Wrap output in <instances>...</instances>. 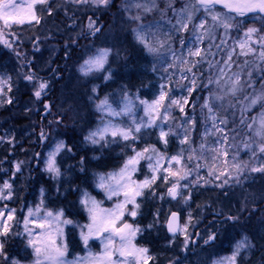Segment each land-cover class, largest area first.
<instances>
[{"label": "trees", "instance_id": "16d2710c", "mask_svg": "<svg viewBox=\"0 0 264 264\" xmlns=\"http://www.w3.org/2000/svg\"><path fill=\"white\" fill-rule=\"evenodd\" d=\"M116 3L117 0H108L107 5H95L93 8L82 7V9L77 4L78 7L75 10L72 6L76 5H70L65 0H46L34 7L39 17L38 23L12 24L8 31L11 36L5 37L8 44L0 43V75L8 78V84L3 86V93L0 94V130L14 133L12 147L9 148L6 143L0 146V160L6 159L2 166L7 170L10 168L9 160H7L10 157L8 153L10 151L11 155L14 154L17 157L31 156L30 160L36 159V152L41 150V143L46 145L52 139L55 129L66 145L63 152L64 163L67 165L65 189L61 197L57 195L56 204L63 207L64 217L71 220L72 224L85 221L80 207L76 205V193L79 188L90 187L89 182L93 172L107 170L121 163L126 155L143 144V135L148 131L143 129L138 134L134 133V137L138 139L136 142L135 139L128 141L112 139L98 155L89 147L87 148L81 139L85 128L94 121L91 106L86 103V97L89 96L91 89L87 82L71 74L75 58L65 60L73 55L74 49L81 51L84 36H88V40H91L105 27L114 32L113 18L108 15L110 12L119 13L116 10L120 7ZM215 10L221 11L216 7ZM114 15L109 16L115 17ZM258 18L264 20L262 16ZM90 22L93 28H89ZM94 27L99 31L94 32ZM110 43L113 45L112 50H116L113 51L116 62H113L114 56L111 54V58L108 59L110 66L112 65L110 77L107 81L98 82L95 90L96 97L134 90L139 96H147V89L157 88L156 71L151 68L153 59L147 54L144 46L133 41L129 27L124 26L121 41L117 43L110 41ZM210 45H213L211 51L209 52L208 49L204 51L205 60H208L210 53L212 55L208 65L203 67L200 63L196 68L191 67L194 73L192 81H196L197 87L191 94L189 90L186 92L187 103L190 102L192 105L188 112L193 114L190 118L189 131L191 147L208 143L210 136L209 134L207 138H203L199 133L201 125L199 112L202 109L203 96L208 93L210 87L208 84L210 64L213 65L216 58L217 49L214 46L217 45L216 41ZM29 75L33 76L32 80L26 79ZM41 82H46L48 87L42 92L40 98H37L34 93ZM189 85L191 86V83ZM239 97L240 95H237L231 100L239 99ZM230 105L235 106L233 102ZM230 105L226 104L224 107L226 111L218 116L224 121L236 115L235 112H230L231 109L228 110ZM169 114H171L173 125L180 123L174 110L171 109ZM250 119L252 116L246 117L245 124ZM231 124L234 122L231 121ZM231 124L224 123L223 134H227V131L234 132L232 128L230 131V127L234 128ZM243 132L246 133L242 128V136ZM148 134H153V130H150ZM171 137L169 135L167 139L170 141ZM235 138L239 137L231 134L230 142ZM193 141L194 144H192ZM200 162H198L199 165ZM33 163L34 169L30 172L32 175L36 173L39 166L38 160ZM29 164L31 165L32 161ZM36 175L34 182L42 180V183L49 182V179L44 180L42 174ZM239 177L236 183H231L229 179L225 184L226 178L217 180L214 175L206 176L201 177L200 182L191 186L188 195L190 198L187 197V203L185 202L181 208L184 210L188 208L190 214L199 219L197 229L192 232L182 254L186 264H206L209 253L228 252L232 246L231 230L233 228L245 230L254 243L251 257L246 261L239 259L238 264H253L255 260L264 257V173L244 172L240 173ZM164 187V183L156 180L150 188L143 191V195L137 198L140 207L139 214L135 217V224L141 228V231L136 235L134 242L148 248L149 257H151L148 264L169 262L167 257H170L175 247L181 246L182 238L177 235L174 236L173 242L167 245L171 236H167L164 232L162 222L166 217L165 209L161 201L157 199L158 193L166 197ZM26 193L21 194L22 197L19 198L22 200L26 198ZM168 202L176 203L173 200ZM180 213L182 221L184 213L182 210ZM72 224L66 226L64 238L69 250L71 247L73 252H80L76 233L71 229ZM213 234L215 239L209 241V236ZM20 240L12 231L8 232L3 239L1 238L0 243L4 246V254L0 255V264H12L10 258L21 261L26 259V252L23 250L17 252L24 245V242ZM205 241L208 242L205 243ZM6 257L9 260H5Z\"/></svg>", "mask_w": 264, "mask_h": 264}, {"label": "rangeland", "instance_id": "374dc122", "mask_svg": "<svg viewBox=\"0 0 264 264\" xmlns=\"http://www.w3.org/2000/svg\"><path fill=\"white\" fill-rule=\"evenodd\" d=\"M46 0H44L45 2ZM66 2L76 5L72 6L75 10L79 6L80 9L82 7H90L93 8L96 4L91 3V0H88V2H77V0H65ZM19 2V0H18ZM39 4V3H37ZM35 4V5H37ZM78 4V6H77ZM34 5V7H35ZM117 6L120 7L119 10H116V12L119 11V13L110 12V14H115V17H111L108 15V17L113 18L112 27L114 29V32L107 30L108 27H105V29H102V32H100L98 35L94 36L91 40H88V36H84V42L83 46L81 47V51L78 49H74L73 55L68 56V58L65 61L71 60L72 58H75V60L72 63V71L71 74L82 80L83 82H87L89 84V87L91 89V92H89V96L86 97L87 101L86 103L91 106L92 110V117L94 118V121L91 123L90 126L85 128V131L81 135V139L83 140V144L88 148H90L92 151L96 152V155L102 152V149L107 145L108 142L112 141V137H108V142L106 144H96L93 145L91 143H88L85 141L84 137L88 135V133L94 129L97 128V126L100 124L101 120V113L97 110V105L100 103L101 100L107 98L109 103L113 105V107L119 109V107L122 106L124 97L127 96L129 99L133 102V111L135 113V119L137 122L140 121V119L145 117V105L141 103V101H146L148 104H151L153 101H156L161 91L166 93L165 100L163 102V105L160 108V119L157 120V123H161L163 114L165 112V109H168L167 115L168 120L162 121L164 130L168 131L169 129L172 130L171 134V140L167 144H164L159 139V127H151V128H142L147 129L143 135L142 141L143 144L135 148V152L143 151L145 148L154 147L157 152L165 157V159L170 158L171 156L178 155L181 152H183V161L182 165H173V170H179L181 167H183L185 170L190 171L191 174L186 177L185 179L180 180V195L176 199H173L168 195V189L172 186V184L176 183L177 177H169L166 181L164 179V172L161 171L158 174L157 181H161V183L165 184L164 192L166 194V197L164 198L163 194L158 193L157 199L158 201H161L163 208L165 209L164 214L167 215L169 210L175 209L180 213V210H182V213H184V219L180 221V228L184 229V226L187 225V228L184 231H179L177 236H180L182 238L181 246L180 248H174L171 252L170 257H167L170 261L164 262L163 264H186V261L184 260L182 254L184 253L187 244H186V238L187 243L192 236V232L194 229H197V222L199 218H194L192 213L190 214V211L188 208L184 210V208H181L185 202L187 203V197L190 194V188L194 184L200 182L201 177H208L209 171L212 170L215 175H219L220 172H223L225 167L228 168L229 172L233 174L232 177H229L227 173L220 177L230 179L231 183H236L237 179H235L236 170L232 167L233 164L239 163L240 165L244 166V170L240 173H248L252 172L251 168H259L262 165H264V153H261L259 151V146L261 144H264V138L256 136L255 128L258 126V118L261 114V112H264V102H259L255 106H252L248 111L244 112L243 119H246L248 116H252V119L248 120L247 123L243 124L241 123V108L244 107L248 102L245 101L246 96H255L256 94L260 92H264V59L260 58L261 51H264V48H261L260 43H256L261 37H264V20L261 18H258L257 15H249L248 17H236L232 23L233 27L228 30L227 34L225 33V29L222 26H212L211 17L208 13H206L203 9L197 10L195 5L196 2L194 0H117L116 3ZM137 5H143V7H137ZM97 6H104V5H97ZM72 8V10H73ZM145 8L150 9L148 11L145 10ZM187 8L189 11L193 14V19L191 22L188 23V29L187 30H180L177 31V21L181 19V12ZM35 11V9H34ZM215 13H223L219 12L217 10L214 11ZM36 14V12H35ZM140 17L138 20L133 19V17ZM207 19V26L212 31V38L210 39L207 35L204 36L203 41L200 43H196V36L200 33V29H197L194 27V25H198L200 23L201 19ZM88 20V18H86ZM35 22V21H32ZM31 22V23H32ZM28 22L24 23L27 24ZM109 24V23H108ZM130 28V34L131 38H133V41L136 43H139L136 39L135 31L136 29L140 28L141 30L147 32L150 34L149 39L150 42L153 44V46L158 48V51L156 53H149L147 51V54L150 56V58L153 59L151 62V68L152 70H155V79L157 82V88L147 89L146 93H148L147 96H139L136 90L133 92L130 91L128 93H119V94H113L108 96H99L96 97L95 91L96 87L98 86V82H104L107 81L105 77H110L111 74V68L108 59L114 56L113 62H116L115 54L113 53L114 50H112L113 45L110 43V41H113V43H117V41H121L123 39V32H124V26ZM249 28H255L258 31L256 33L252 34L251 37V47L254 49V51L248 55H241L240 48L238 47V42L245 39V32ZM9 29L10 27H5L3 22L0 21V30H3L4 32V38L11 36L9 35ZM96 29V27H94ZM93 29V30H94ZM80 30V29H79ZM116 30V31H115ZM218 31V32H217ZM111 39V40H110ZM221 39L226 40V44L223 46L222 49L216 50V58L214 61V64L212 67H210V75L209 79H215V77L218 74V68L224 67V61L228 58V52L232 51V64L230 69H225L227 76H231L232 73H239L241 82L244 84V90L238 93L237 95H240L239 99L236 98V100L231 98L233 96H225L223 99L222 104L220 102L213 103V110L217 116V125L221 129V131H216V129L213 128V124L211 119H209L208 110L206 108L200 109V128L199 133L201 137L207 138L208 135V143H205L206 147L209 149V151H206L204 153H201L199 150V145H195L196 147H191L189 142L187 144H181L180 141L183 139L185 130L187 131V134L189 136V131L191 129L190 124V118L193 117V114L188 112V110L191 108V103L184 104V100L186 97V92L190 87V83L192 81V78L194 77L193 71H187L188 68H196L197 65L200 63L203 64V67L209 63V59H211L210 56L211 53L208 56V60H205V50L209 48L210 43L213 44V41H216V44H221ZM110 40V41H109ZM181 40H183L185 43L182 45ZM163 42V43H160ZM3 43V42H0ZM141 44V43H140ZM142 45V44H141ZM143 46V45H142ZM145 48V47H144ZM189 48H191L193 51H195L196 48H200L202 55L204 56V59H201L200 57L196 56H190L189 55ZM100 49H109L110 54L107 58V62L105 63L103 69L99 71H93L87 76H84L80 71V66L83 63L85 59H87L89 56H93L97 53ZM53 50V47H52ZM234 50V51H233ZM116 51V50H115ZM114 51V52H115ZM206 53H209L206 51ZM181 61H188L186 64H182ZM199 61V63H197ZM64 62V61H63ZM195 65V66H193ZM192 69V68H191ZM249 73H251V77H249ZM227 76L225 78H227ZM0 77H2L0 75ZM172 77V78H171ZM5 80H8V78L4 77ZM251 84V87L248 86V84ZM189 85V87H188ZM209 91L208 93H205L203 96V104L205 98L209 96L210 92L216 93L218 95H222L223 93L220 92L215 84L209 85ZM8 88V87H7ZM155 89V90H153ZM71 100L72 97H71ZM172 100H177L180 102V104H183V111L180 109V104H172ZM187 100V99H186ZM188 101V100H187ZM72 102V101H71ZM234 103L235 106L232 107L230 105L231 103ZM237 102V103H236ZM202 104V105H203ZM228 104L230 107L228 110L235 112L234 118L231 117V119H225L226 123H230L231 121L234 122V128L233 126L230 127L234 130V132L227 131V134H223V125L220 124L219 121L223 120L220 116V113L225 112L226 109L224 108L225 105ZM201 105V106H202ZM174 110L176 114L179 117L180 123H177L176 125H173V121H171V114H169L170 110ZM257 118L256 122L254 123V119ZM204 121V125L203 124ZM116 123H118L121 127L125 128H131L133 127L131 118L128 116L124 117H117ZM171 123V124H170ZM247 124H253V128L249 129L247 127ZM229 125V124H226ZM230 125V126H231ZM225 126V125H224ZM241 126L246 131V133L243 132V136L241 133ZM201 129V130H200ZM150 130H153V134H148ZM210 130V131H209ZM53 131V137L52 139L46 144L41 143V150L37 151V158L30 160L31 156L29 157H17L14 154L11 155V151L8 152L10 154V157H8L7 160H9L10 168L7 170L6 168L2 166L3 160H0V184L3 183V181L7 180L9 183L12 184V196L11 199H5L0 200V210H4L5 215L4 217L0 219H7L8 210L14 209L15 212L13 213V219L8 221L9 225V232H14L15 236L17 238H20L22 242H24L23 247L19 248L17 252H20V250H23V252L27 253L26 259L24 261L18 260V259H11L10 261H18V264H34L35 256L32 247L28 245V235L25 232V216L28 214V209L33 208L35 209L37 205L41 204V201H43V205L41 208V211H57L60 209H63L60 205L56 204L57 197H61L64 191L65 187V177L67 176L66 170L67 165L64 163L65 156L63 150L57 155L56 162L61 170V175L58 179H54L50 173H48L45 170V161L48 156V153L51 152L55 145L63 141L61 136L56 132L54 129ZM208 131V135L205 136V132ZM248 133V134H247ZM232 135H235V140L230 142V137ZM134 135V133H133ZM225 137H227L225 141ZM14 138L13 132H7L5 130H0V146L6 143L8 147H12V141ZM120 140H123L120 137H117ZM137 137H135V142L137 141ZM218 141L220 143H218ZM64 142V141H63ZM194 144V141L192 142ZM249 145V147H245V145ZM224 146L228 150V157H227V164L224 163V158L222 156H218L217 159L213 160V156H217V153L214 151H211L212 149H216L218 147ZM193 149H195V153H193ZM135 152L132 150L128 155H126L122 162L119 163L117 166L111 167L107 170H100L98 172H93L92 177L90 179V187H80L79 190L76 193V205L80 207L81 212L83 216L85 217V221L83 223H77L71 225V229L76 233V241L77 244L80 245V252H73L67 248L66 250V256L65 259L67 261H73L76 259V257H83L87 255L89 251H91L94 255L100 254L103 251V243L99 238L92 237L88 241L87 247H85V244L81 238V231L83 230L85 233L87 232V229H82L80 226L86 225L90 223L89 215L87 210L81 205L80 201L82 197L84 196V193L88 194V197L95 199L96 201L100 202V206L102 208H113L116 203L123 200V195L121 194L120 197H113L111 200L107 199L105 192L97 187L98 183V175L99 174H108L112 172H118L124 165V163L128 160L129 157L134 156ZM5 156V155H4ZM189 156H193V160L189 161L187 158ZM200 156V160L196 159V157ZM235 158V159H233ZM35 160H38V170H36V173L34 175L30 174V172L34 169L32 167L34 165L33 162ZM32 161V164L30 165L29 162ZM200 162V166L197 169V164ZM20 164V170L16 171V164ZM149 161L147 159H141L140 163L137 165V171L133 174L132 179L135 181H143L145 178H150L152 175L151 170L148 167ZM167 167V164L164 165ZM2 168L4 170H2ZM15 173V175H13ZM239 173V175H240ZM264 173V172H262ZM36 174H42L44 180L49 179V182L42 183L40 182H34L36 180L37 175ZM204 174V176L202 175ZM206 174V176H205ZM214 175V177H215ZM27 176V177H26ZM240 178V177H239ZM184 185H187V188L183 187ZM41 190H43V195H41ZM145 190V189H144ZM143 190V191H144ZM27 192V199L24 198L22 200L21 194ZM6 195V193H5ZM58 195V196H57ZM163 195V196H162ZM32 196V197H29ZM138 198V197H137ZM173 200L176 203L168 202ZM177 200V201H176ZM137 202V199H136ZM131 205L128 206V209L131 210ZM64 212V209H63ZM139 214V209H138ZM137 214V215H138ZM64 219H66L63 216ZM165 219V218H164ZM123 220L129 224H132L134 228H139L137 224H135V217H131L125 214L123 217ZM164 221L162 222L163 225ZM255 223V222H254ZM253 223V224H254ZM68 225V224H67ZM67 225H61L63 229V236L62 238H58V244H66L65 241V228ZM253 226V225H252ZM29 228H35L34 225L29 224ZM164 227V225H163ZM194 227V228H193ZM254 230L256 229V223L254 224ZM141 229V228H139ZM36 232H40V229H35ZM195 232V231H194ZM232 243L230 246V250L226 253H209V258L207 260L206 264H214L215 261H219L222 258L229 257L232 255L235 245L238 241L247 238V244L248 246L245 249H242L240 252V255L237 257L236 264H238L239 259H242L243 261L248 260V258L251 257V252L254 248V243H252L250 239L249 233H247L245 230H237L232 229ZM138 234V233H137ZM5 235H0L3 239ZM136 238V237H135ZM174 240V237L171 236L169 242L167 245L172 243ZM133 243L138 248H145L133 241ZM116 244L119 245V241H116ZM75 248V247H74ZM148 250V248H146ZM150 252H147V256H149ZM154 256V255H153ZM264 258V257H263ZM263 258H260L259 260H255L253 264H264ZM115 259V257H114ZM5 260H9L8 257H6ZM254 261V260H253Z\"/></svg>", "mask_w": 264, "mask_h": 264}, {"label": "snow or ice", "instance_id": "6c2138e0", "mask_svg": "<svg viewBox=\"0 0 264 264\" xmlns=\"http://www.w3.org/2000/svg\"><path fill=\"white\" fill-rule=\"evenodd\" d=\"M44 0H0V21L3 22L5 27H11L12 24H24L26 22L31 23L32 21L39 22V17L35 14L34 5L37 3H43ZM77 2H88V0H77ZM91 3L96 5H107L108 0H91ZM222 5L226 10L223 13H215L214 9L216 5ZM137 7H143V5H137ZM196 9H203L211 17L212 26H222L227 34L228 30L234 25L232 21L236 17H245L248 14H264V0H196ZM146 11L150 10L145 8ZM234 14V15H233ZM181 19L177 21V31L187 30L188 23L192 21L193 14L187 8L182 10ZM140 17H133V19H139ZM195 28L200 29V33L196 36V43L203 41L204 36L212 38V31L207 26V19H201L198 25H194ZM89 28H93V24L89 23ZM99 29H94V32H98ZM136 34V39L141 43L149 53H156L158 48L153 46L150 42V34L141 30L140 28L134 30ZM258 30L255 28H249L245 32V39L238 42V47L240 48L241 55H248L254 51L251 47V37L253 33ZM0 42L8 44V41L4 38L3 30H0ZM163 43V42H160ZM185 42L181 40L183 45ZM256 43H260L261 48H264V37H261ZM226 44V40L221 39V44L214 45L217 49H222ZM11 45H9L10 47ZM209 45L208 51H211ZM234 51V50H233ZM110 54L109 49H100L93 56H89L83 61L80 66V71L84 76L89 75L93 71H99L103 69L107 58ZM189 55L200 57L204 59L201 49L196 48L193 51L189 48ZM233 52H228V58L223 62L224 67L218 68V74L215 79L210 78L208 81L209 85L215 84L217 89L222 92V95L210 92L209 96L205 98L202 108L208 110L209 119H211L213 128L216 131H221L217 125V116L213 110V103L220 102L222 104L225 96H237L238 93L244 90V84L241 82L239 73H232L231 76H227L225 69H230L232 64ZM260 58L264 59V51H261ZM182 64L188 63V61H181ZM199 63V61H197ZM195 66V65H193ZM210 67L212 65L210 64ZM188 68L187 71H191ZM227 76V78H225ZM251 77V73H249ZM109 77H105L108 79ZM28 80H32L33 76L29 75L26 77ZM8 84V80L0 77V94L3 93V86ZM9 90H10V85ZM251 87V84H248ZM48 87L46 82H41L39 88L35 91L34 95L40 98L42 92ZM197 87L196 81H191V86L189 87V94ZM207 87V85L205 86ZM95 91V89H94ZM166 93L161 91L159 98L148 104L146 101H141L145 105V118H141L139 122L135 119V113L133 111V102L127 96L124 97L123 104L119 109L113 107L109 103L108 99L105 98L100 101L96 106L97 110L101 113L100 124L96 129L90 131L87 136L84 137L85 141L93 145L96 144H106L108 142V137L111 136L113 140L120 137L125 141L130 139H135L133 133H140L142 128L159 127V139L167 144V137L172 133V130H164L163 122L168 120L167 111L162 117L161 123H157L160 119V108L165 100ZM245 101L248 103L241 108V123L244 124L243 119L244 112L248 111L252 106H255L259 102H264V92H260L255 96H246ZM9 103L11 100L9 99ZM188 101L185 99L184 104ZM172 104H180L177 100H172ZM47 107V106H46ZM180 109L183 111V104H180ZM128 116L131 118L133 127L125 128L121 127L116 123L117 117ZM254 123L257 118H253ZM220 124L226 123L224 120L219 121ZM249 129L253 128V124H247ZM210 131V130H209ZM256 136L264 138V112H261L258 118V126L255 128ZM208 135V131L205 132V136ZM43 138V133L41 134ZM225 141L227 137L224 138ZM189 142V136L185 130L183 139L180 141L181 144H187ZM218 143H220L218 141ZM66 145L63 141L58 142L54 149L48 153L45 161V170L52 175L54 179H58L61 175V170L56 162L57 155L64 150ZM249 147V145H245ZM70 150V149H69ZM201 153L209 151L205 144H201L199 147ZM135 152V149H133ZM195 153V149L192 150ZM217 153V156H213V160L217 159L218 156L224 158V163L227 164L228 150L226 147L221 146L216 149H212ZM259 151L264 153V144L259 146ZM193 156H189L187 159L189 161L193 160ZM141 159H147L149 161L148 167L152 172L150 178H145L143 181H135L132 179L133 174L138 170L137 165L140 163ZM183 152L178 155L171 156L165 159L160 155L154 147L145 148L143 151L135 152L134 156L128 158L124 163L123 167L118 172H112L108 174H99L97 179V187L102 189L107 199L111 200L113 197H120L123 195V200L119 201L114 205L113 208H102L100 202L93 198L88 197L87 193H84L80 203L87 210L89 215L90 223L80 226L82 229L86 228L87 232L81 231V238L85 244L88 245V241L92 237L99 238L103 243V251L100 254L94 255L91 251L83 257H76L73 261H67L65 259L67 245L58 244V238H62L63 229L61 225L72 224L71 220L64 219L63 209L53 211H41L43 201L40 205H37L35 209L29 208L28 214L25 216V232L27 233L28 245L32 247L35 260L34 264H148L151 257L147 256L148 250L146 248H138L133 243L137 233L141 231L139 228H134L132 224H129L123 220V217L127 215L131 217H136L138 214V209L140 205L136 202L137 197L143 195V190L150 188L151 185L158 179V174L163 171L164 179L167 181L169 177H177L176 183L168 189V195L173 199H176L180 195V180L188 177L191 172L185 170L181 167L179 170H173V165H182ZM199 159V157H196ZM235 159V158H233ZM165 163L167 167H165ZM197 164V169L199 168ZM16 171L20 170V164H16ZM232 167L236 170L235 179H239V173L244 170V166L239 163L233 164ZM252 172H264V165L259 168H251ZM227 175L232 177L233 174L229 172L228 168L225 167L223 172L219 175L210 170L209 175H215L217 180L221 176ZM15 175V173H13ZM224 183H228V179L224 180ZM183 187L187 188V185ZM12 184L5 180L0 184V200L11 199L12 196ZM6 193V195H5ZM41 195H43V190H41ZM190 198V197H188ZM186 198V199H188ZM131 205V210L128 206ZM14 209L8 210L7 219H0V235H6L9 232L8 221L13 219ZM4 210H0V218L4 217ZM32 224L35 228H29L28 225ZM40 229V232H36L35 229ZM168 231L172 234H176L178 231H184L178 224V214L173 212L167 222ZM215 235H210L208 240H214ZM119 241V245L116 241ZM247 238L238 241L235 245L234 251L231 256L222 258L219 261H215L214 264H236L237 257L240 255L242 249H245L247 244ZM187 244V238H186ZM208 241H205L207 243ZM3 244L0 243V255H3ZM115 257V259H114ZM12 264H18V261H12Z\"/></svg>", "mask_w": 264, "mask_h": 264}, {"label": "water", "instance_id": "95a60500", "mask_svg": "<svg viewBox=\"0 0 264 264\" xmlns=\"http://www.w3.org/2000/svg\"><path fill=\"white\" fill-rule=\"evenodd\" d=\"M195 2H196V0H194ZM217 7H219V8H221L224 12L226 11L224 8H223V6L222 5H216ZM259 15H263L264 16V14H259ZM173 212H176L177 214H178V224H179V222H180V214L176 211V210H169L168 211V215L166 216V218H165V221H164V223H163V225H164V232L167 234V235H174V234H172V233H170L169 231H168V228H167V222H168V220H169V218H170V216H171V214L173 213ZM179 226H180V224H179ZM178 233V232H177ZM176 233V234H177Z\"/></svg>", "mask_w": 264, "mask_h": 264}]
</instances>
